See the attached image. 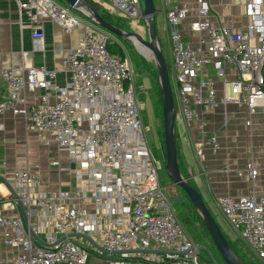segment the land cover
Returning a JSON list of instances; mask_svg holds the SVG:
<instances>
[{
    "label": "built area",
    "instance_id": "2783aa9c",
    "mask_svg": "<svg viewBox=\"0 0 264 264\" xmlns=\"http://www.w3.org/2000/svg\"><path fill=\"white\" fill-rule=\"evenodd\" d=\"M97 1L113 16L143 20L138 0ZM14 2L20 23L25 17L33 27L35 49L45 50V20L66 33L82 26L84 33L61 51L63 84L58 71L45 65L24 61L0 69V118H21L26 133L54 143L48 167L61 181L58 188L42 189L39 169L28 162L0 173V264H89L92 256L95 264H200L199 245L160 184L131 63L108 50L114 37L55 0ZM160 2L185 127L218 110L225 125L233 113L228 105L234 104L244 107L251 129L254 114L264 111V0H240L243 14L235 13L234 0H216L220 12L211 0ZM207 147L217 150V134L195 143L202 162ZM259 170L253 160L236 169L251 181ZM215 203L264 264V192L218 195Z\"/></svg>",
    "mask_w": 264,
    "mask_h": 264
},
{
    "label": "crops",
    "instance_id": "0c3cea01",
    "mask_svg": "<svg viewBox=\"0 0 264 264\" xmlns=\"http://www.w3.org/2000/svg\"><path fill=\"white\" fill-rule=\"evenodd\" d=\"M211 2L215 11L220 12L216 0H211ZM99 3L107 10V5L101 1ZM184 27L188 29L187 23L183 24ZM42 30L45 33V50L43 51L34 48V40L31 35L33 27L25 17L22 19V24L20 23V16L14 0H0V69L9 68L24 61L34 65H45L48 69L58 71L57 81L59 84H63L66 73L62 70L61 51L75 46L82 38L84 29L79 26L72 32L66 33L56 23L45 20L42 23ZM183 33L187 40L191 38L186 29ZM195 41L194 38L193 42ZM217 84L222 85L221 79H217ZM0 87H3L2 81H0ZM228 109L233 113L231 112V117L225 125L222 123L223 115L220 110L205 114L202 121L194 123L189 130L180 117L183 125L182 139L195 166V169L188 168V178L201 177L214 202L218 195L236 196L248 194L252 190L264 192V111L259 109L254 114L252 128L248 129L244 123V107L231 104L228 105ZM0 123H4V128L0 129V148L4 152L3 158L5 156L11 162L15 149V145L11 142L24 130V122L21 118L6 115L0 118ZM208 133L217 134L219 147L215 152L207 147L205 149L206 158L202 162L196 155L195 143ZM54 149L48 148L47 150L43 172L39 166H31L40 170L41 188L44 190L58 188L61 182L55 169L48 167V153ZM61 158L62 163L67 164L66 155L63 154ZM250 160H253L260 168L255 181H251L246 172L243 175H238L236 171L237 168H244ZM201 165L205 166V171L202 170ZM15 167L22 168L24 166L22 164ZM227 167L228 171L225 170ZM60 178L63 181H68L69 176L62 174Z\"/></svg>",
    "mask_w": 264,
    "mask_h": 264
},
{
    "label": "rangeland",
    "instance_id": "374dc122",
    "mask_svg": "<svg viewBox=\"0 0 264 264\" xmlns=\"http://www.w3.org/2000/svg\"><path fill=\"white\" fill-rule=\"evenodd\" d=\"M55 1L63 6L68 7V4L61 0ZM235 2V13L243 14L241 7H239L240 0H235ZM154 4L157 10L155 17V30L161 47V51L165 57L167 67L169 69V77L173 91L175 105L174 127L178 164L181 173L188 178V168L192 167L195 169V166L194 162L189 157L188 151L182 139L183 125L180 120L179 106L175 95V80L173 77V71L171 69L170 46L168 43L167 32L164 29L163 13L162 11H160L161 2L160 0H154ZM72 12L83 19H88L86 16H84L77 10L72 9ZM117 22L123 27V29L127 31H136L140 33L143 38L148 39L149 34L142 19L134 23L131 18L122 16L117 19ZM110 34L112 35V37H114L115 41L121 46L123 50V56H127L131 63V67L133 69L132 74L133 83L136 90V96L140 104L142 103L141 120L144 125L145 136L148 146L150 147V150L152 151L155 159L160 184L164 188V191L172 207L175 210L177 218L183 224L190 237L194 239L198 243V245L205 244L211 247L213 245L211 244V240L206 230L204 229L203 225H201V223L198 221V218L194 217V211L189 209L188 204L191 203L190 199L180 186L172 183L165 168V159L163 157L165 143L163 131L162 105L160 99L161 96L159 88L155 83V78L152 75L149 67V64L155 65L153 55L151 53H148V57H146V55L138 51L134 43L121 38L117 39L116 37L118 36L115 37L114 34ZM144 60L148 64H145ZM11 143L15 145L11 162L7 158L6 161L8 160V163L3 164L2 161L5 156L3 158L4 152L2 151V148H0V173H4L5 171L11 172L16 168L15 166L17 165L23 164V166H26L27 162L30 166H39L43 172L45 157L47 156L48 152L47 150L48 148L54 149L55 147L53 142H50V144L47 145V143L42 142L35 134L26 133L24 130H22L17 136H15L14 140ZM8 176L10 177L9 174ZM188 181L200 191L211 214L215 218L216 222L219 224L222 232L227 237V239L236 245L235 240L239 238V241L243 243L244 247H246L250 255H241L243 256V259L247 262V264H263L254 255H252L253 253L242 241V239L239 237L236 230H234V228L228 222L226 217L222 214V212L214 202V199L212 198L211 194L208 192L202 178L199 176H197L196 178L190 177L188 178ZM207 258V253L203 250H200L198 258L199 263L208 264L206 262ZM95 263H97V259L92 256L89 264ZM99 264H103V260L99 261Z\"/></svg>",
    "mask_w": 264,
    "mask_h": 264
},
{
    "label": "water",
    "instance_id": "95a60500",
    "mask_svg": "<svg viewBox=\"0 0 264 264\" xmlns=\"http://www.w3.org/2000/svg\"><path fill=\"white\" fill-rule=\"evenodd\" d=\"M68 4L70 9L79 11L89 20L94 21L103 29L118 36L121 39L132 42L137 47L138 51L146 57L140 46H145L149 49V53L153 55L154 63L157 68V81L160 89L162 115H163V131L165 143V168L169 178L173 184L182 188L190 199L191 204L197 210L206 230L208 231L212 241L225 264H245L237 253L234 251L229 241L223 234L219 224L211 214L202 194L192 185L188 178L185 177L179 168L177 158L176 136H175V105L173 91L171 87L169 71L165 57L161 51V47L155 30L156 7L154 0H138L143 16V21L146 25L149 37L148 39L136 31H127L122 27L108 22L88 1L86 0H61ZM25 216V209L22 208ZM63 239V238H62ZM44 243V242H42ZM199 249L203 250L209 256L210 264H220L212 252L206 245H199ZM162 252V251H160Z\"/></svg>",
    "mask_w": 264,
    "mask_h": 264
},
{
    "label": "trees",
    "instance_id": "16d2710c",
    "mask_svg": "<svg viewBox=\"0 0 264 264\" xmlns=\"http://www.w3.org/2000/svg\"><path fill=\"white\" fill-rule=\"evenodd\" d=\"M86 1H88L108 22H110V23H112V24H115V25H117V26H119V27H122L118 22H117V19L119 18V17H116V16H113L112 14H110V13H108V11L97 1V0H86ZM123 28V27H122ZM116 37V36H115ZM117 39L119 38V37H116ZM120 39V38H119ZM107 46H108V50L111 52V53H113V54H118V55H120V56H122V57H124L123 56V50H122V48H121V46L115 41V40H113V39H111V40H109L108 41V43H107ZM144 63L145 64H148V63H146V61L144 60ZM149 67H150V70H151V73H152V75L154 76V78H155V83H156V85H157V87L159 88V84H158V81H157V68H156V66L154 65V64H149ZM169 70V69H168ZM159 91H160V89H159ZM161 99V98H160ZM161 105H162V103H161ZM164 152H165V150H164ZM163 157H164V159H165V153L163 154ZM188 206H189V209H191L192 211H194V217L195 218H198V221L201 223V225H203V227H204V229L206 230V228H205V226H204V224H203V222H202V220H201V218H200V216H199V214H198V212H197V210L195 209V207L190 203V204H188ZM206 232H207V234H208V236H209V238H210V240H211V244L213 245V246H208V245H206L207 247H208V249L212 252V254L215 256V258L219 261V263L220 264H225V262L222 260V258H221V256L219 255V253H218V251H217V249H216V247H215V245H214V243H213V241H212V238L210 237V235H209V233H208V231L206 230ZM224 234V233H223ZM226 237V236H225ZM227 238V237H226ZM228 240V239H227ZM229 241V240H228ZM235 242H236V245L234 244V243H232V242H230L229 241V243H230V245L232 246V248L234 249V251L237 253V255L240 257V259L245 263V264H247V262L243 259V256L244 255H250V253L248 252V250L246 249V247H244V245H243V243L242 242H240L239 241V238H237V240H235ZM202 245H205V244H202ZM241 252V253H240ZM241 254H243V256L241 255ZM252 254V253H251ZM252 255H254V254H252ZM255 256V255H254ZM256 257V256H255ZM259 260V259H258ZM260 261V260H259ZM206 262L208 263V264H210V262H209V256H208V258H207V260H206ZM261 262V261H260Z\"/></svg>",
    "mask_w": 264,
    "mask_h": 264
},
{
    "label": "bare ground",
    "instance_id": "6f19581e",
    "mask_svg": "<svg viewBox=\"0 0 264 264\" xmlns=\"http://www.w3.org/2000/svg\"><path fill=\"white\" fill-rule=\"evenodd\" d=\"M140 49H141L142 51H144L146 54L149 53V49H148L147 47H145V46H140ZM149 55H150V54H149Z\"/></svg>",
    "mask_w": 264,
    "mask_h": 264
}]
</instances>
